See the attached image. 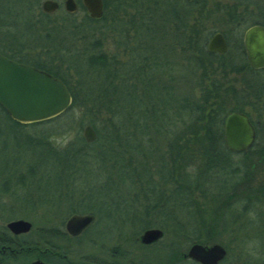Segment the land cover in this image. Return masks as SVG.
<instances>
[{
    "label": "trees",
    "instance_id": "16d2710c",
    "mask_svg": "<svg viewBox=\"0 0 264 264\" xmlns=\"http://www.w3.org/2000/svg\"><path fill=\"white\" fill-rule=\"evenodd\" d=\"M16 1L15 10L7 6L0 9V42L5 41L0 53L60 79L71 101L60 114L25 124L12 120L0 107L13 148L33 152L40 166L44 157L58 164L56 199L66 205L67 214H95L91 200L100 190L103 205L138 218L142 224L133 237L135 241L141 230L154 225L164 235L168 230L163 225L166 214L173 216L175 209L184 213L183 219H171L174 240L158 264H193L183 256L187 246L206 243L204 237L215 234L207 216L208 202L240 181L248 186L240 211L247 209L243 202L256 192L258 196L264 194V146L255 144L246 151L232 152L222 142L226 114L240 111L249 117L245 107L264 114V68L249 67L241 42L245 28L255 23L264 25L260 6L253 0H102V15L93 19L79 0L75 12L63 10L58 17H54L55 12H42L40 0ZM78 9L82 13L79 17ZM12 29L41 31L43 48L20 54L19 47L11 48L13 44L4 38ZM234 29L238 33L231 43ZM214 31H220L226 44L234 46L237 58L232 59L227 48L224 53L206 50ZM34 33L31 41L36 39ZM85 123L96 134L91 142L79 133ZM71 129L77 135L63 147L51 144L54 135ZM8 140L2 137L3 147ZM234 154L237 160L232 159ZM25 159L19 160L28 164L24 173L14 168L13 173L1 176L0 191H7L11 185L22 186L24 181L31 186L37 180L48 183L49 171L42 166L36 175V163ZM136 159L139 163L143 160L141 168L134 165ZM150 161H154L153 170ZM111 167L112 177L107 169ZM259 174L258 182L252 185L253 180L249 181ZM128 175L134 178L130 188L123 189L118 182L128 181ZM230 178L235 182L228 183ZM166 184L171 185L168 194L163 189ZM132 189L139 191L134 196L140 203L130 196ZM4 209L1 204L0 210ZM190 213L195 217L194 234L184 228ZM63 221L39 227L34 237L33 230L25 237L1 226L0 264L21 259L28 264L34 258L47 264H70L68 242L80 238L89 226L71 237L62 228ZM207 224L208 234L204 235L202 228ZM111 251L118 254L117 258L107 261L83 256L81 263L120 264L119 256L126 255L125 251L119 246ZM145 259L141 264H156Z\"/></svg>",
    "mask_w": 264,
    "mask_h": 264
},
{
    "label": "rangeland",
    "instance_id": "374dc122",
    "mask_svg": "<svg viewBox=\"0 0 264 264\" xmlns=\"http://www.w3.org/2000/svg\"><path fill=\"white\" fill-rule=\"evenodd\" d=\"M56 1H58L60 5L57 11L54 13V17H58L59 13L63 11L61 0ZM253 1L256 2V5L260 6L264 16V0ZM40 2L41 0L39 3ZM16 5V0H0V9L7 6L8 9L15 10ZM37 10L39 9L37 8ZM254 12L256 13L257 11ZM81 14V11L78 9L77 16L79 17ZM214 23L219 24L216 19H214ZM31 33L34 32H30L29 30L25 29H12L4 35V38L7 43L9 42L13 44V47L11 46V48L19 47L20 54L27 52V50L31 52L32 48L35 49V51H38L40 48H43L44 44L41 40V37L39 36L41 31H35L34 34H36V39H34V41H31ZM231 33L232 37L230 36V42L233 43V36H236L238 30L234 29ZM94 37H96V35ZM110 41L107 42V49L109 50L111 45ZM3 42L5 41L0 42V47L2 48ZM107 43H105V45ZM227 50L228 55H230L232 59L234 56H236V58L238 57V53H234L236 51H234L235 48L231 44L227 45ZM236 79V87L238 88L237 85H240L238 84V81L240 82V78L237 77ZM245 110L248 111L251 122L256 129L255 139L257 143H259L260 140H264V114L249 110L248 107H245ZM85 124H83L82 127ZM79 133L82 134V128L80 129ZM76 135L77 132H75V129L54 135V137L51 139V144L55 147L61 148ZM2 137L9 138L8 145L5 147L2 146ZM32 154L33 155H31L30 151L13 148V145L11 144V138L8 135V124L0 116V178L5 174L13 173L14 168L19 169L18 172L24 173V170L28 164L26 162L22 163L19 161L20 158H26L28 160L32 159L33 162L36 163V175L42 172V166L44 170L49 171V174L51 175L48 183L47 181L44 182V179L37 180L35 184H32L31 186V183L24 181L21 184L22 186L17 185L15 187L14 185H11V188L7 191H0V206L1 204L5 205V209L0 210V227L5 226V223L12 219H25L31 223V229L29 231H34V235L32 236L34 237L35 231L39 229V227L56 225L61 220L65 221L70 214H67V209L65 208L66 205H62V202L58 203L56 199L58 192V179L56 175L58 172V164H56L51 159L44 157L42 166H40L33 152ZM232 159L237 160L238 155L234 154ZM142 161L143 160H140L139 163V160L136 159L134 165L137 167L140 165L141 168ZM103 167H105V165H103ZM149 167H151V170H153L154 161L149 162ZM94 169L95 168H93V170ZM107 169L109 171V175L111 177L114 176V168L111 167ZM128 173H131L130 170H128ZM218 176L217 178L220 179L221 176ZM128 177H130L128 181L124 180L123 182H118L120 180H117L118 185H121L123 189H125V187L129 189L131 179L134 178L133 176L129 175ZM255 177L249 181L251 182L253 180L252 185H255V182H258V178L261 176L259 174L257 178ZM234 180L235 179L230 178L228 183L231 181L235 182ZM97 181L95 183H97ZM249 182L248 185L250 186L251 184ZM212 183L214 185V181H212ZM36 185L37 188L35 187ZM245 186L246 183L242 181L235 183L231 189L223 192L220 198H216L213 202L210 201L207 203V216L210 220V225L213 226L211 228L212 230L214 229L215 234L211 238H207L205 236L204 238L208 240V242L200 244L210 245L212 243H218L222 245L226 250V256L222 264H232L236 261L240 262L241 264H264V194L258 196V192H256L255 195L251 196V198L247 197L248 201H244L242 204L247 209L240 211V202L245 198ZM169 188H171L170 184H166L165 188H163L166 194H168L167 191ZM93 194L94 195L92 197L91 203L94 208L95 214L93 215L96 217V222L94 221L88 227L86 233L80 238L68 242L71 247V252L67 256L71 262L70 264H80L84 261L82 259L83 256H88L87 258L91 256L107 261L115 259L117 258L118 254L115 251H111L112 247L114 246H119V249L125 251L126 255L119 256L121 257L118 259L120 264H141L143 261L146 262L145 258L153 259L154 263L158 264L160 263L159 261H162L166 258L168 254L167 246L169 245L170 241L174 240V237L170 232V228L174 227V221L172 220L183 219L186 217L184 216V213H177V209H175L174 215L171 216V214L168 212L166 214L167 220L163 224L164 226L168 227V230L166 231L164 229V235L160 240V243L157 245L141 247V245L135 241L133 237L136 235L138 227L141 226L142 222L138 218H131L130 216L125 215L123 211L114 210L109 205H103L101 203L102 196H99L102 195L100 190L95 191ZM125 194V197L127 198V193ZM134 194H139V191L136 189L130 190V196L134 198V202L137 201L140 203V200H137L139 197H135ZM195 195L197 196L198 194L195 193ZM77 213L82 214L88 212L85 211ZM212 216H215L214 221H211L210 219ZM184 223L185 230H188L190 234H194L196 224L195 217L191 213L188 214V218L186 221H184ZM208 224L202 228L204 235L208 234ZM116 227H119V229L115 231ZM153 227L157 226L154 225ZM62 228L64 229L63 225ZM114 233L121 234V236L118 237V235H113ZM24 235L27 237V233H24ZM160 258L161 260H158ZM23 260L24 259L18 260L16 263L12 264H24ZM183 264H189V262L187 263L186 261Z\"/></svg>",
    "mask_w": 264,
    "mask_h": 264
},
{
    "label": "water",
    "instance_id": "95a60500",
    "mask_svg": "<svg viewBox=\"0 0 264 264\" xmlns=\"http://www.w3.org/2000/svg\"><path fill=\"white\" fill-rule=\"evenodd\" d=\"M64 11L73 13L76 10L74 0H61ZM88 16L100 18L103 12L102 0H80ZM58 7L55 0H42V12L51 13ZM242 47L247 63L252 69L264 68V25L251 24L242 33ZM226 41L220 31H214L206 43V50L214 53L226 51ZM71 97L62 81L51 74L32 65L10 59L0 53V107L8 116L19 123H31L49 119L60 114L70 104ZM82 136L86 142L95 139L96 134L90 124L82 127ZM222 136L224 146L232 152L246 151L251 147L254 138V127L247 115L231 111L223 120ZM94 221L89 213H73L64 221V231L71 237L78 236ZM7 231L13 235L27 233L31 223L17 218L5 223ZM163 237L158 227H147L141 230L136 241L142 245H152ZM226 254L225 248L218 244L202 245L192 243L183 254L200 264H216ZM28 264H47L40 258H34ZM233 264H241L236 261Z\"/></svg>",
    "mask_w": 264,
    "mask_h": 264
},
{
    "label": "flooded vegetation",
    "instance_id": "af4514ba",
    "mask_svg": "<svg viewBox=\"0 0 264 264\" xmlns=\"http://www.w3.org/2000/svg\"><path fill=\"white\" fill-rule=\"evenodd\" d=\"M42 1V0H41ZM56 1V0H55ZM80 1V0H79ZM58 2V1H57ZM74 2H75V4H76V10H77V8H78V5H77V2H76V0H74ZM81 4V3H80ZM59 3H58V7H57V9L59 8ZM57 9L56 10H54L53 12H51V13H48V14H52V13H54V12H56L57 11ZM64 10V9H63ZM75 10V11H76ZM45 13V12H44ZM226 41V40H225ZM226 46H227V44H226ZM19 62V61H18ZM22 63H24V62H22ZM26 64H28V63H26ZM30 65V64H29ZM240 112V111H239ZM245 114V113H244ZM248 117V116H247ZM248 119L250 120V118L248 117ZM250 122H251V120H250ZM251 124H252V122H251ZM253 125V124H252ZM223 126V125H222ZM253 127H254V125H253ZM254 131H255V128H254ZM255 135H256V132H255ZM222 142H223V144H224V141H223V136H222ZM255 144H259L260 145V147H262V146H264V140H260L259 141V143H257V141H256V139L254 138V141H253V143H252V145H251V147L253 146V145H255ZM249 149V148H248ZM230 151V150H229ZM242 152V151H241ZM225 256H226V254H225ZM225 256L220 260V261H218V263H216V264H222V262H223V260H224V258H225ZM187 260H189V261H192L193 262V264H200V263H198V262H196V261H194V260H192V259H190V258H187V257H185ZM234 263V262H233ZM232 263V264H233Z\"/></svg>",
    "mask_w": 264,
    "mask_h": 264
}]
</instances>
